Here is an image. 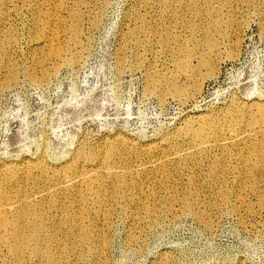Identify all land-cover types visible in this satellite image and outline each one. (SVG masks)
<instances>
[{
  "label": "rangeland",
  "instance_id": "1",
  "mask_svg": "<svg viewBox=\"0 0 264 264\" xmlns=\"http://www.w3.org/2000/svg\"><path fill=\"white\" fill-rule=\"evenodd\" d=\"M168 1L171 5L175 2ZM239 3L240 8L233 3L222 10L224 19L230 13L241 25L235 55L223 49L213 73L202 70L197 93L183 99L159 87L152 93L147 91L152 80L172 74L169 71L173 65L167 64L164 52L152 44L153 36L146 38L139 31L134 34L136 12L160 24L141 0H87L81 9V45L73 64L64 60L71 53L62 63L56 61L49 42L33 49L35 40L49 34L50 29L36 22L31 9L11 11L14 33L0 24L1 40L10 33L17 35H13L15 43L10 45L4 61L0 52V164L43 155L50 165H63L84 134L94 139L117 133L136 141L159 139L164 131L183 126L185 121L194 127L192 118L225 106L231 97L245 103L264 99L263 8ZM64 16L61 12L60 17ZM190 19V15L185 16L186 22ZM179 30L170 28L174 34ZM125 34L129 47L123 53V66L118 68L119 44ZM195 38L200 36L196 34ZM67 39L61 30V41L66 43ZM177 83H181L179 78ZM33 175L39 177V173ZM181 179L177 195L189 201L194 214L184 211L179 201L169 205V198L156 187L152 212L129 230L138 236L133 243L127 238L128 218L122 215L128 212L127 207L119 199L117 214L106 234L107 264H157L163 253L169 254L163 264H264V209L246 216L243 207H232L234 193L230 186L227 190L233 194H228L226 205L219 202L210 187L201 192L203 204L195 205L191 193L195 190L185 187L186 176ZM196 209L204 220L196 218ZM72 245L66 244L67 254L72 252ZM57 251L53 249L55 255ZM82 255L80 264H91L87 253ZM65 258L60 256V263L70 264ZM14 262L9 252L0 254V264ZM23 264L37 261L25 259Z\"/></svg>",
  "mask_w": 264,
  "mask_h": 264
},
{
  "label": "bare ground",
  "instance_id": "2",
  "mask_svg": "<svg viewBox=\"0 0 264 264\" xmlns=\"http://www.w3.org/2000/svg\"><path fill=\"white\" fill-rule=\"evenodd\" d=\"M9 2L0 0L1 25H7L12 32L11 11L31 9L36 22L50 29L49 34L35 40L33 49H41L43 42H49L50 54L56 61L76 62L81 45V9L87 0H12V7ZM239 2L260 6L264 14V0H175L173 5L168 0H141L160 24L136 12L134 34L139 31L146 38L153 36L152 44L164 52L166 63L173 65L169 71L172 74L152 80L147 91L152 93L159 87L179 99L195 95L202 70L213 73L223 49L231 56L236 53L241 25L230 13L224 19L222 10L233 3L240 8ZM61 12H65L64 17H60ZM188 15L191 19L186 22ZM170 28H179L180 33L174 34ZM61 30L68 38L66 43L61 41ZM12 33L0 39L2 61L15 43L17 35ZM196 34L200 38L196 39ZM128 47L125 34L119 44L118 68L123 66V53ZM68 53L71 54L64 59ZM192 120L194 127L185 121L183 126L164 131L161 138L146 141L118 133L101 139L84 134L63 165H50L43 155L1 163L0 254L9 252L15 264H23L25 259L37 264H61L60 256L70 264H80L85 256L82 253H87L91 264H107L104 248L108 246L107 232L117 214L119 199L127 207L128 212L122 215L128 218V232L152 212L156 187L169 198V205L179 201L184 211L194 214L189 201L177 195L183 176L187 179L185 187L195 190L191 192L195 205L205 199L200 196L206 187L226 205L230 186L234 193L232 207H243L246 216L257 215L264 209V99L245 103L231 97L225 106L202 112ZM195 216L204 220L199 209ZM128 232L129 242L138 239ZM67 243L73 244L69 254ZM54 248L58 250L56 255ZM167 255L161 254L157 264H163Z\"/></svg>",
  "mask_w": 264,
  "mask_h": 264
}]
</instances>
